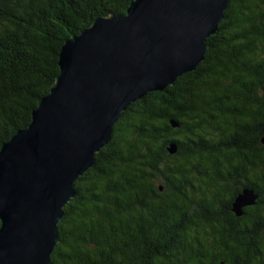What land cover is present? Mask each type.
Listing matches in <instances>:
<instances>
[{
	"label": "trees",
	"instance_id": "trees-1",
	"mask_svg": "<svg viewBox=\"0 0 264 264\" xmlns=\"http://www.w3.org/2000/svg\"><path fill=\"white\" fill-rule=\"evenodd\" d=\"M132 1L0 0V148L49 93L65 40ZM206 44L194 72L121 114L52 264H264V0H230ZM244 189L258 200L237 217Z\"/></svg>",
	"mask_w": 264,
	"mask_h": 264
},
{
	"label": "water",
	"instance_id": "water-1",
	"mask_svg": "<svg viewBox=\"0 0 264 264\" xmlns=\"http://www.w3.org/2000/svg\"><path fill=\"white\" fill-rule=\"evenodd\" d=\"M229 1L133 0L125 14L99 16L65 40L49 93L0 148V264H52L75 183L121 114L197 69ZM176 151L170 144L169 154ZM257 200L244 189L232 212L241 217Z\"/></svg>",
	"mask_w": 264,
	"mask_h": 264
}]
</instances>
